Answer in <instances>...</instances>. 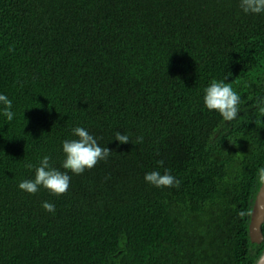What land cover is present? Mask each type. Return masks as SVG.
Wrapping results in <instances>:
<instances>
[{
    "label": "trees",
    "instance_id": "1",
    "mask_svg": "<svg viewBox=\"0 0 264 264\" xmlns=\"http://www.w3.org/2000/svg\"><path fill=\"white\" fill-rule=\"evenodd\" d=\"M226 72L242 99L231 123L202 105ZM0 93L16 113L0 116V264H254L264 253L241 215L264 165V120L248 122L264 95V17L237 0H0ZM75 126L113 153L60 197L21 192L25 165L50 155L59 167ZM117 131L130 142L118 147ZM165 168L179 187L144 183Z\"/></svg>",
    "mask_w": 264,
    "mask_h": 264
},
{
    "label": "clouds",
    "instance_id": "2",
    "mask_svg": "<svg viewBox=\"0 0 264 264\" xmlns=\"http://www.w3.org/2000/svg\"><path fill=\"white\" fill-rule=\"evenodd\" d=\"M238 8L245 16L264 17V0H237ZM231 77L226 72L222 79H212L203 88L202 105L203 109L210 114H216L225 123H231L240 118L242 99L240 94L233 89L231 83H226ZM0 116L7 122H12L16 116L13 111V102L9 97L0 93ZM264 120V95L257 96L252 113L249 116V123L256 120ZM70 137L61 141V159L59 167L55 165L50 155H43L38 158V164L27 163L25 166L34 169L31 179H24L18 183V189L29 195H35L40 191H46L50 196L60 197L69 189L72 176L82 175L85 171L93 169L98 162L106 161L113 153L108 147H101L99 138L90 133L86 127L75 126L70 131ZM114 141L117 146L130 142L127 133L116 132ZM112 140V141H113ZM143 137L138 136L136 144L142 143ZM163 165V161L158 162ZM71 174V175H70ZM256 188V210L241 215H253L254 231L264 236V219H256L257 213H264V204H260L259 194L264 193V165L256 169L254 175ZM144 183L156 189H168L179 187L180 181L167 168L163 172L154 170L146 172L143 177ZM42 210L55 214V205L48 201L41 204ZM254 264H264V253H258Z\"/></svg>",
    "mask_w": 264,
    "mask_h": 264
},
{
    "label": "water",
    "instance_id": "3",
    "mask_svg": "<svg viewBox=\"0 0 264 264\" xmlns=\"http://www.w3.org/2000/svg\"><path fill=\"white\" fill-rule=\"evenodd\" d=\"M260 204H264V193L259 194ZM256 200L254 201L252 212L256 210ZM256 219H264V213H257ZM263 232V231H262ZM249 233L251 242L254 244H261L264 241V236L254 231V217L251 215V221L249 226Z\"/></svg>",
    "mask_w": 264,
    "mask_h": 264
}]
</instances>
